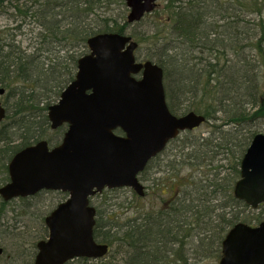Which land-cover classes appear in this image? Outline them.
I'll use <instances>...</instances> for the list:
<instances>
[{"label": "trees", "instance_id": "16d2710c", "mask_svg": "<svg viewBox=\"0 0 264 264\" xmlns=\"http://www.w3.org/2000/svg\"><path fill=\"white\" fill-rule=\"evenodd\" d=\"M13 1L16 2L0 0V6L8 2L20 16L29 18V24L34 26L32 33L35 28L39 31L33 34L34 51L28 52L11 33L25 27L0 29V88L6 91L4 106L8 112L0 127V187L9 182L8 166L18 152L41 140L52 142L48 108L74 80L78 59L88 53V39L102 33L126 34L130 26L127 17L120 24L118 14L110 9L117 0ZM259 1L230 0L238 7L231 9L223 0H164V6L155 11L160 16L155 21L159 31L137 41L140 45L147 38L156 39L149 60L164 70L170 111L174 115H203L205 125L214 130L208 132L210 137H199V141L179 137L170 143L181 142L183 148L179 159L168 163L167 181H154L156 187L172 191V199L164 201L159 209H137L138 215L129 219L125 214L132 202L127 199L112 205L126 211L111 219V214L102 210L107 198L99 204L94 199L101 195L92 199L97 210L95 239L110 250L116 249L117 256L125 260L122 264H190L183 249L196 231L202 246L212 244V260L219 261L222 242L234 225H258L264 221V205L256 212L233 195L241 160L257 134L249 131L248 137L244 129L238 128L246 121L254 124L264 119V72L260 74L264 67V21ZM118 4L126 6L125 0H118ZM243 10L247 20L238 15ZM221 21L224 25H220ZM240 23L249 27L245 31L250 39L248 56L243 38L241 46L235 42L237 38L232 39L231 33L224 35L222 30L230 27L236 35L237 30H233L239 29ZM226 39L234 40L233 44L228 46ZM59 48L66 55L52 59L50 55ZM238 48L242 57L237 53V63L233 64L228 60V51L237 52ZM252 52L259 57L255 61L251 59ZM8 120L11 123L7 124ZM231 125L236 127V133L223 131ZM63 132L62 128L56 134L61 137ZM222 159L230 167L215 165ZM149 169L150 165L141 174L142 181ZM130 192L135 202L144 200ZM7 204L0 199V222ZM35 255L36 252L20 255V264H33Z\"/></svg>", "mask_w": 264, "mask_h": 264}, {"label": "water", "instance_id": "95a60500", "mask_svg": "<svg viewBox=\"0 0 264 264\" xmlns=\"http://www.w3.org/2000/svg\"><path fill=\"white\" fill-rule=\"evenodd\" d=\"M158 1L126 0L128 23L155 11ZM87 44L90 53L79 59L75 80L48 109L53 130L68 126L62 143L50 148L42 141L16 154L9 164L10 182L0 188L5 202L41 191L68 194L45 219L49 236L37 244L34 264L104 258L109 247L94 239L96 209L90 199L119 188L144 196L139 175L148 163L182 132L206 120L194 112L181 117L171 113L164 70L150 61L138 62V44L131 37L106 33ZM6 116L0 104V125ZM118 129L123 136L115 134ZM233 194L253 210L264 205V134H257L246 151ZM3 252L0 247V259ZM219 264H264V222L230 229Z\"/></svg>", "mask_w": 264, "mask_h": 264}, {"label": "rangeland", "instance_id": "374dc122", "mask_svg": "<svg viewBox=\"0 0 264 264\" xmlns=\"http://www.w3.org/2000/svg\"><path fill=\"white\" fill-rule=\"evenodd\" d=\"M246 1V0H242ZM12 2H16L13 1ZM223 2H227L225 4L231 9L238 8L235 4H232L230 0H223ZM23 3V1H22ZM260 9L262 12V20L264 21V1H259ZM235 5V6H234ZM14 6V5H12ZM164 6V0L159 1V7ZM101 7H104L102 5ZM22 8H25L22 7ZM110 9H113L115 11L118 18V22L120 24L124 23V18L127 17V9L126 6L122 5L120 6L118 4V0L114 1L112 4H110ZM126 11V15L124 12ZM230 11V9H229ZM231 12H233L231 10ZM238 15L241 16L244 20H247L246 18L247 12L243 10ZM160 17V16H159ZM157 15H155V12L149 15L148 17H145L141 22L137 24H132L128 26L126 29V34L133 36L136 41L139 42V39L147 37L149 35H154L155 31L158 32V27H155V21L159 18ZM122 18V19H121ZM258 18V17H257ZM23 21H27L26 24L22 23ZM22 25V26H21ZM220 25H224V21L220 22ZM25 27L21 31L14 30L11 33L14 34L16 43L20 44L22 49L27 50L28 52H33L34 47L36 46V41L33 39V36L39 31V28H35L34 33L31 31V27L34 26L29 24V18L24 19L23 16H20L16 12V10L13 7L9 6L8 2H5L3 6H0V29H3L5 27ZM239 29H234L233 31L237 30L236 35H234V32H231L229 30L230 27H226L227 29H222L224 32L223 34H229L231 33V38L234 39L237 38L238 40L235 41L239 45H241L243 42L246 45L247 49L245 52H247V56L250 55V47H249V33L247 36V33L245 31L249 30V27H245V25L242 23L239 24ZM34 34V35H33ZM241 37L243 38V42L240 43ZM248 37V38H247ZM134 39V40H135ZM246 39V40H244ZM156 39L150 40L147 38V40L143 41L142 44H140V48L137 51V57L139 61H147L149 60V54L154 47L153 42ZM228 46L232 45L234 40H227ZM255 42V41H252ZM241 45V46H242ZM237 46V45H236ZM239 47V46H237ZM61 51H60V50ZM56 50V52H53V56L50 55V57L53 59L55 57L62 58L64 55H66L65 51H62L61 48ZM237 49V52L233 50L228 51V60L232 61L233 64L237 63L238 60V54L239 56L242 55V50ZM238 53V54H237ZM263 53H264V45H263ZM237 54V55H236ZM251 59L255 61L257 56V53L252 52L251 53ZM242 57V56H241ZM259 58V57H258ZM264 72V67L261 66L260 74ZM7 94L1 96L0 95V103L4 105V102L6 100ZM263 97H264V82H263ZM253 112V111H252ZM178 115H181L180 113ZM7 124L11 123V121H6ZM251 124L248 121H246L245 126L242 128H238V130H243L244 134H249L247 132L251 131V134L254 133H263L264 134V119H260L257 121H253ZM216 125V123L214 122ZM220 122H217V125H219ZM234 126H225L223 131L227 133H236ZM214 130L211 128V126L203 125L197 130L190 133H184L180 136L181 139L189 138L192 140V142L199 141V137H210L208 132H211ZM251 134L248 135V137L251 136ZM49 137L54 141L53 145L58 141V134L56 135L54 132H49ZM213 138V136H212ZM233 138V137H232ZM201 142V141H200ZM199 142V143H200ZM235 142V141H234ZM19 143V142H18ZM198 145V143H197ZM183 148V143L177 142L174 144H170L166 150V152L158 158L155 162L151 164V168L153 170V173L151 170H149V174H146L145 181H142L143 185L146 187V197L143 201L140 203L135 202L132 199V193L129 189H117L118 191L113 190H106L104 191L100 198H95L94 201H96V204H99V202H102L105 198H107V204L103 205L102 210L108 211L111 215V219H113L114 214H122L121 212L126 211V209H117V206H112L113 204H116L118 202H122L124 200H127L129 202H132L129 206V212L125 214L127 218L133 219L138 214L136 213L137 209H145V210H152V209H159L163 204L164 201L172 199V191L167 190L165 187H156L154 185L159 180H165V178L168 177V163L169 161H172L175 158L179 159L180 151ZM225 159V158H223ZM220 160L215 165H224L226 168L230 167L229 162L226 160ZM161 165V167H159ZM161 168V169H160ZM158 169V170H157ZM226 173L228 171H225ZM1 199V198H0ZM66 199V195L60 193V192H42L41 194L30 198L26 201H21L20 199L14 200L12 202H9L4 210V213L1 215V222H0V247L4 249V256L0 260V264H20L21 259L19 256L21 255H29V253H35L36 251L33 249V246L35 243H37L41 239H45L47 237V233L45 232L44 228L45 225L43 224V219L57 206V204L63 200ZM101 204V203H100ZM1 207V205H0ZM120 210L119 212H117ZM257 212V211H256ZM126 220V219H125ZM124 220V221H125ZM124 221L122 223H124ZM193 237H190L187 241V246L183 249L186 256L189 258L190 264H219V261L212 260V244H205V246L201 244L200 238L197 235V231L194 232ZM195 235V236H194ZM43 237V238H42ZM212 240L209 239L208 241ZM116 249L111 250L110 254L103 260L99 261H74L71 264H122L125 260H123L122 255H118L116 253ZM115 257V258H114ZM123 261V262H122Z\"/></svg>", "mask_w": 264, "mask_h": 264}, {"label": "flooded vegetation", "instance_id": "af4514ba", "mask_svg": "<svg viewBox=\"0 0 264 264\" xmlns=\"http://www.w3.org/2000/svg\"><path fill=\"white\" fill-rule=\"evenodd\" d=\"M70 84V83H69ZM60 98V97H59ZM58 101H59V99L56 101V103H58ZM55 103V104H56ZM64 129V132H63V135L60 137V136H58V141L53 145V143H54V141L55 140H53L52 139V142H48L49 143V145H50V147L51 148H54V147H57V146H59L61 143H62V140H63V138H64V135H65V133H66V131H67V129H68V126L67 125H63V126H61V127H59L58 129H55V130H52V132H54L55 134L57 133V131L59 130V129ZM52 129V128H51ZM118 132V135H121V136H123L122 134H119V131H117ZM117 134V133H116ZM57 135V134H56ZM166 150H167V148L161 153V154H158L157 155V157L156 158H153L150 162H149V164H148V166H147V168L149 167V165H150V168H151V164L154 162V160H157L158 158H160L165 152H166ZM153 161V162H152ZM149 170H151L152 172H150V173H153V170L152 169H149ZM64 201V200H63ZM63 201H61V202H63ZM61 202H59L58 204H60ZM57 204V205H58ZM56 208V207H55ZM78 260H84V259H78ZM77 260V261H78Z\"/></svg>", "mask_w": 264, "mask_h": 264}]
</instances>
